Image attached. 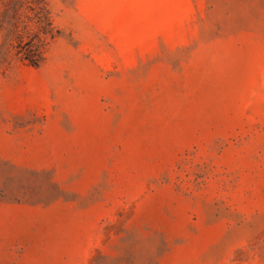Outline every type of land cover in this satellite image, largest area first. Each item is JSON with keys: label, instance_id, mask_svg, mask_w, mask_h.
<instances>
[{"label": "rangeland", "instance_id": "374dc122", "mask_svg": "<svg viewBox=\"0 0 264 264\" xmlns=\"http://www.w3.org/2000/svg\"><path fill=\"white\" fill-rule=\"evenodd\" d=\"M0 264H264V0H0Z\"/></svg>", "mask_w": 264, "mask_h": 264}, {"label": "trees", "instance_id": "16d2710c", "mask_svg": "<svg viewBox=\"0 0 264 264\" xmlns=\"http://www.w3.org/2000/svg\"><path fill=\"white\" fill-rule=\"evenodd\" d=\"M40 21L42 22V29L44 32H47V27L50 25L51 20L47 12L42 13ZM42 46L43 38L39 37L38 41H34L30 38L27 41H24L23 44L21 41L17 44V53L20 54V57L26 62V64L37 65L42 58Z\"/></svg>", "mask_w": 264, "mask_h": 264}]
</instances>
